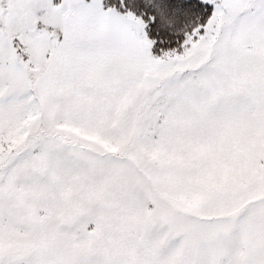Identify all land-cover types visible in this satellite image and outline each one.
<instances>
[{
  "label": "snow or ice",
  "instance_id": "1",
  "mask_svg": "<svg viewBox=\"0 0 264 264\" xmlns=\"http://www.w3.org/2000/svg\"><path fill=\"white\" fill-rule=\"evenodd\" d=\"M0 264H264V0H0Z\"/></svg>",
  "mask_w": 264,
  "mask_h": 264
}]
</instances>
